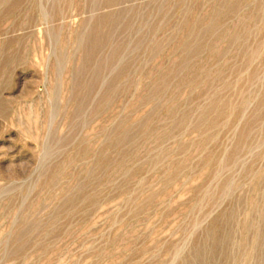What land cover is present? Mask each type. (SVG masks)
<instances>
[{"label":"rangeland","instance_id":"1","mask_svg":"<svg viewBox=\"0 0 264 264\" xmlns=\"http://www.w3.org/2000/svg\"><path fill=\"white\" fill-rule=\"evenodd\" d=\"M0 264H264V0H0Z\"/></svg>","mask_w":264,"mask_h":264}]
</instances>
